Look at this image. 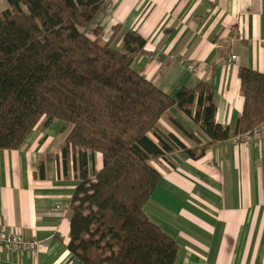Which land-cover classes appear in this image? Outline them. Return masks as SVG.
<instances>
[{
  "label": "trees",
  "instance_id": "1",
  "mask_svg": "<svg viewBox=\"0 0 264 264\" xmlns=\"http://www.w3.org/2000/svg\"><path fill=\"white\" fill-rule=\"evenodd\" d=\"M0 2V149H19L36 126L45 130L61 121L67 130L62 154L71 150L78 165L67 245L74 260L174 264L176 241L148 220L144 207L161 179L153 164L172 167L177 151L198 159L228 139V127L216 121L211 86L200 81L166 93L132 68L144 54L140 34L125 33L119 48L111 46L118 27L108 42L90 37L87 28L108 0ZM238 79L243 108L235 135L241 136L264 123V74L240 67ZM162 119L189 145L166 131Z\"/></svg>",
  "mask_w": 264,
  "mask_h": 264
},
{
  "label": "crops",
  "instance_id": "2",
  "mask_svg": "<svg viewBox=\"0 0 264 264\" xmlns=\"http://www.w3.org/2000/svg\"><path fill=\"white\" fill-rule=\"evenodd\" d=\"M114 27V48L129 31L144 38L132 68L164 92L207 82L216 121L228 127V139L198 159L177 151L172 167L153 164L161 179L144 213L176 241L174 264H264V123L255 139L235 135L243 108L238 71L264 74V0H108L87 34L108 42ZM172 114L208 142L182 113ZM63 125H38L19 149H0V228L44 244L38 253L0 252V264H80L67 248L79 179L75 153L62 154ZM161 126L189 145L168 120ZM94 159L98 171L101 155Z\"/></svg>",
  "mask_w": 264,
  "mask_h": 264
},
{
  "label": "built area",
  "instance_id": "3",
  "mask_svg": "<svg viewBox=\"0 0 264 264\" xmlns=\"http://www.w3.org/2000/svg\"><path fill=\"white\" fill-rule=\"evenodd\" d=\"M235 59V57H232ZM191 71H195L193 67H189ZM259 135V129L255 128L250 132H247L241 136L236 137V142H246L257 138ZM59 206L55 209L59 210ZM44 248V244L36 239H28L18 233L7 232L0 228V252L12 251L16 253H38Z\"/></svg>",
  "mask_w": 264,
  "mask_h": 264
}]
</instances>
